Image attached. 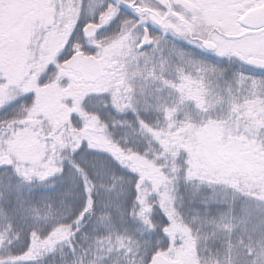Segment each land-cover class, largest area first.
<instances>
[{"label":"snow or ice","instance_id":"obj_1","mask_svg":"<svg viewBox=\"0 0 264 264\" xmlns=\"http://www.w3.org/2000/svg\"><path fill=\"white\" fill-rule=\"evenodd\" d=\"M0 264H264V0H0Z\"/></svg>","mask_w":264,"mask_h":264}]
</instances>
